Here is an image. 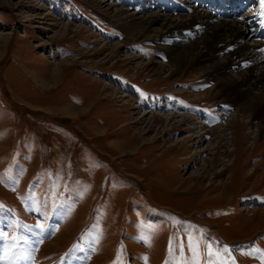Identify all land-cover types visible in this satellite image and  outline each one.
<instances>
[{"label": "rangeland", "instance_id": "rangeland-1", "mask_svg": "<svg viewBox=\"0 0 264 264\" xmlns=\"http://www.w3.org/2000/svg\"><path fill=\"white\" fill-rule=\"evenodd\" d=\"M88 1L178 21L186 0ZM246 3L241 15L260 8ZM119 24L86 0H0V264H264L260 119L228 124L236 101L193 72L178 78L155 43L128 41ZM180 113L232 127L234 145L203 151L210 138L194 144L163 117Z\"/></svg>", "mask_w": 264, "mask_h": 264}, {"label": "bare ground", "instance_id": "bare-ground-1", "mask_svg": "<svg viewBox=\"0 0 264 264\" xmlns=\"http://www.w3.org/2000/svg\"><path fill=\"white\" fill-rule=\"evenodd\" d=\"M204 1L198 0L199 4ZM86 2L91 4L98 13L114 15L122 19L125 25L119 24L115 27L122 30L128 41L133 42L138 38L142 41L151 40L155 43L154 52L161 55L166 54L171 62L170 69L174 70V75H179L178 78H182L187 72H193L196 74V78L207 79L205 82L210 83V89L215 88L217 97L236 101L237 108L229 115L231 117L227 118L228 124L239 113L246 114L250 120L258 117L260 121L251 133L254 135L264 134V0H257L260 7L257 12L248 13L250 11H247L244 15H241L240 11L242 4L243 7L246 6L244 1L236 3L235 6L238 8L235 6L222 8L227 1L217 0L221 4L219 9L211 7L210 10L201 11L191 8L189 11L188 8L191 6L186 4L188 2L186 0L182 3L178 2L175 7L176 12L179 13L177 18L180 17L178 21L172 19L171 15H165L159 11L152 12L145 17H138L131 13H125L121 9L110 13L109 5L99 4L100 6H97L96 3L88 0ZM214 2L216 3V0ZM166 3L167 0H162L160 7L163 9ZM12 6L19 11V5L13 4ZM142 8L147 9L143 3ZM154 24L158 25L155 29L151 28ZM199 24H203V26L197 32L194 27ZM68 27L69 25L65 24V27H62L61 31L59 30L60 34L64 36ZM81 30L82 28L75 27L76 32ZM179 31L182 36L178 38H183L181 43L172 41L156 43L157 40L165 41L168 34ZM245 32L251 33L252 43L241 41ZM114 47L116 48V45ZM112 54H115L114 50H112ZM256 59L262 61L263 64H257ZM157 65L156 67H161L160 64ZM193 66L196 68L191 69ZM201 83L204 82L201 81ZM72 115L77 114L73 113ZM163 117L166 119L171 117L170 124L192 133L190 135L193 136L191 138L194 144H200L203 137L210 138L202 146V150L205 152L212 151L216 146L221 145H224L225 149L232 147L236 141L237 132L233 131L232 127L226 128L219 124L207 128L205 124L196 121L188 113H180L177 116L165 114ZM141 119L143 121L147 119L146 115H141ZM242 122L246 123L245 120ZM213 162L214 160L211 158L209 161L204 160L203 164L209 167Z\"/></svg>", "mask_w": 264, "mask_h": 264}, {"label": "snow or ice", "instance_id": "snow-or-ice-1", "mask_svg": "<svg viewBox=\"0 0 264 264\" xmlns=\"http://www.w3.org/2000/svg\"><path fill=\"white\" fill-rule=\"evenodd\" d=\"M13 239L15 240L16 237H13ZM181 247H183V245H181ZM206 249H207V255L209 257H212L214 253H213L211 246L206 245ZM189 250L193 252L194 257H198V255H199V242H193L192 240H190L189 241ZM224 251L225 252L230 251L228 249V246H226V245L224 246ZM262 260H264V254H262ZM212 264H215V262H212Z\"/></svg>", "mask_w": 264, "mask_h": 264}]
</instances>
